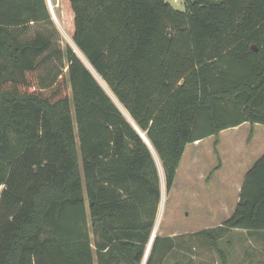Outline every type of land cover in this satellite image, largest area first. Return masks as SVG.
I'll list each match as a JSON object with an SVG mask.
<instances>
[{"label":"trees","instance_id":"1","mask_svg":"<svg viewBox=\"0 0 264 264\" xmlns=\"http://www.w3.org/2000/svg\"><path fill=\"white\" fill-rule=\"evenodd\" d=\"M52 7L74 49L58 43L48 0H0V264H142L159 170L98 78L170 191L189 145L264 125V0ZM38 24L54 29L21 37ZM225 227L264 233V155ZM174 247L157 237L147 264Z\"/></svg>","mask_w":264,"mask_h":264},{"label":"rangeland","instance_id":"2","mask_svg":"<svg viewBox=\"0 0 264 264\" xmlns=\"http://www.w3.org/2000/svg\"><path fill=\"white\" fill-rule=\"evenodd\" d=\"M167 1L175 9L185 10L186 0ZM61 2L65 3L66 0ZM57 13L58 22L55 19L53 21L60 35L58 43L62 48H73L74 42L63 26L60 10L59 16ZM53 29L43 24L33 25L21 37L29 40L38 33L45 34ZM82 59L91 69L86 59ZM45 69L46 72L56 71L53 65H48ZM100 78L98 81L113 102L130 119L124 107ZM153 153L159 170L162 194L153 230L154 238L175 239V247L158 264H264L263 232L252 233L225 227L239 201L241 180L264 155V125L252 126L247 123L223 131L218 139L210 137L202 143L189 145L170 191L167 189L162 163L154 151ZM205 231L210 233V237L203 234ZM152 248L153 244L150 248L147 246V259H143L142 264H147Z\"/></svg>","mask_w":264,"mask_h":264},{"label":"water","instance_id":"3","mask_svg":"<svg viewBox=\"0 0 264 264\" xmlns=\"http://www.w3.org/2000/svg\"><path fill=\"white\" fill-rule=\"evenodd\" d=\"M190 1H192L193 3L196 2V0H190ZM48 3H49V7H50V11H51L52 17H53V19L56 20V16H55V13H54V10H53V7H52V4H51V0H48ZM254 50H255V51H258L257 48H254ZM75 52H76V51H75ZM90 71H91V70H90ZM91 72H92V71H91ZM128 121H129V122L135 127V129L138 131L139 135L142 137V139L145 141V143L149 146V148L152 147V145H151V143L149 142V140H148V138L146 137V135H145L144 133L141 132V130H140V129L137 127V125L134 123V121H133V120L130 121L129 119H128ZM154 239H155V238H154V233H153L152 236H151V239H150V242H149L148 248L151 247V245L153 244ZM148 250H149V249H148ZM148 250H147V252H146V254H145V257H144L145 260L147 259Z\"/></svg>","mask_w":264,"mask_h":264},{"label":"crops","instance_id":"4","mask_svg":"<svg viewBox=\"0 0 264 264\" xmlns=\"http://www.w3.org/2000/svg\"><path fill=\"white\" fill-rule=\"evenodd\" d=\"M75 44V43H74ZM131 117V116H130ZM127 118V117H126ZM128 119V118H127ZM255 126V125H254ZM241 127V126H240ZM253 130V129H252ZM253 132H254V130H253ZM204 141V140H203ZM203 141H201V142H197V143H202ZM196 144V143H195ZM253 166V165H252ZM249 171V170H248ZM248 171H247V173H248ZM246 173V174H247ZM245 177H246V175H245ZM245 177H244V179H245ZM233 179V177H231V180ZM241 178H239V180H240ZM244 179L243 180H241V182H240V185H241V187H240V192H241V189H242V185H243V183H244ZM234 180V179H233ZM240 192H239V200H240ZM239 202V201H238ZM238 204V203H237Z\"/></svg>","mask_w":264,"mask_h":264},{"label":"bare ground","instance_id":"5","mask_svg":"<svg viewBox=\"0 0 264 264\" xmlns=\"http://www.w3.org/2000/svg\"><path fill=\"white\" fill-rule=\"evenodd\" d=\"M55 16H56V15H55ZM57 19H58V18H57V16H56V21L58 22ZM59 22H60V21H59ZM150 149H151L152 152L154 151L152 147H150Z\"/></svg>","mask_w":264,"mask_h":264}]
</instances>
